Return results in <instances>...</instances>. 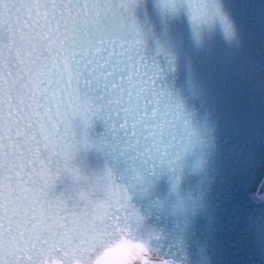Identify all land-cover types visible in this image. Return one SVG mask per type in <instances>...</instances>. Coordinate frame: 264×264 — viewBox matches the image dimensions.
Returning <instances> with one entry per match:
<instances>
[{
	"label": "snow or ice",
	"instance_id": "6c2138e0",
	"mask_svg": "<svg viewBox=\"0 0 264 264\" xmlns=\"http://www.w3.org/2000/svg\"><path fill=\"white\" fill-rule=\"evenodd\" d=\"M163 2L175 10L178 0ZM185 3L194 26L220 15L214 0ZM136 4L0 0V264H93L114 244L149 250L117 171L140 177L172 163L187 130ZM89 148L113 166L83 175L73 159Z\"/></svg>",
	"mask_w": 264,
	"mask_h": 264
},
{
	"label": "water",
	"instance_id": "95a60500",
	"mask_svg": "<svg viewBox=\"0 0 264 264\" xmlns=\"http://www.w3.org/2000/svg\"><path fill=\"white\" fill-rule=\"evenodd\" d=\"M214 3L220 15L194 26L185 0L175 10L137 0L146 53L179 105L186 147L140 177L117 171V182L148 249L176 264H264V0ZM102 131V121L89 128L93 139ZM73 163L89 177L113 166L93 148Z\"/></svg>",
	"mask_w": 264,
	"mask_h": 264
},
{
	"label": "flooded vegetation",
	"instance_id": "af4514ba",
	"mask_svg": "<svg viewBox=\"0 0 264 264\" xmlns=\"http://www.w3.org/2000/svg\"><path fill=\"white\" fill-rule=\"evenodd\" d=\"M264 193V181L259 188L258 195ZM119 243V242H117ZM136 244V242H132ZM111 251L105 255V251L100 257L93 261V264H160V261L166 262V264H176L174 261L169 258L155 252L153 250L141 251L139 248H131L127 245L116 247L115 244L111 246Z\"/></svg>",
	"mask_w": 264,
	"mask_h": 264
},
{
	"label": "bare ground",
	"instance_id": "6f19581e",
	"mask_svg": "<svg viewBox=\"0 0 264 264\" xmlns=\"http://www.w3.org/2000/svg\"><path fill=\"white\" fill-rule=\"evenodd\" d=\"M132 242H134V241H132ZM137 243V242H136Z\"/></svg>",
	"mask_w": 264,
	"mask_h": 264
}]
</instances>
